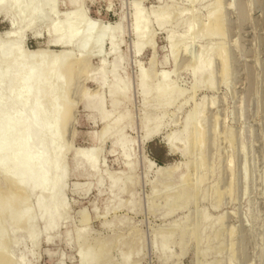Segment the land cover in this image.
<instances>
[{
    "label": "rangeland",
    "instance_id": "374dc122",
    "mask_svg": "<svg viewBox=\"0 0 264 264\" xmlns=\"http://www.w3.org/2000/svg\"><path fill=\"white\" fill-rule=\"evenodd\" d=\"M219 4L223 25L207 31ZM70 12V23L94 25L95 48L41 98L65 94L72 106L59 133L64 214L48 230L50 220L15 230L0 218L3 251L14 264H81V252L91 264H264V0H56L55 15L32 28L1 13L0 53H16L19 40L26 53L58 52ZM136 13L144 36L133 32ZM104 26L116 29L103 36ZM51 115L49 106L42 118ZM92 147L94 165L78 155ZM150 162L179 167L156 176ZM29 199L11 213L39 215L37 195Z\"/></svg>",
    "mask_w": 264,
    "mask_h": 264
},
{
    "label": "bare ground",
    "instance_id": "6f19581e",
    "mask_svg": "<svg viewBox=\"0 0 264 264\" xmlns=\"http://www.w3.org/2000/svg\"><path fill=\"white\" fill-rule=\"evenodd\" d=\"M55 8L56 0H0V14L6 15L13 10L17 17L21 16L26 19L25 28H32L39 19L52 16L55 13ZM221 11L219 4L215 11L209 15L210 24H208L207 31L209 28L216 31L221 29L223 25L220 18ZM74 14L70 12L65 15L66 19L63 23L65 32L59 37L58 43L61 50L58 52L50 53L46 49L26 53L22 50V40H19V49L16 53H12L13 51L9 50V47H5V49L2 47L4 52L0 53V86L5 84L4 92L0 93V179H3L7 188L0 187V218L13 220L10 222L13 223L15 230H19L21 225L30 226L35 219L50 220L51 224L46 229L48 230L64 214L65 202L62 194L66 186L64 185V175L61 172L64 155L60 147L59 133L60 125L68 120L72 106L65 103V94L47 105L41 103V98L51 97L58 90L63 89L64 83L60 79L62 76L59 77L60 73L71 75L78 66L77 63L80 65L87 63V58H85L87 56L84 57V55L89 53L88 57L92 56H90L92 52L89 50L92 51L91 48L95 43L92 39L94 25L88 22L82 28L78 23H70ZM158 18L161 21L162 17ZM146 27V19L136 13L133 25L134 34L138 37L144 36ZM115 29L116 27L110 28L109 26L107 28L104 26L100 31L104 36L107 32L115 31ZM13 33L14 31L10 30L2 35L5 46L11 44L9 39ZM17 34L19 37L22 35V33ZM97 42L102 43L104 40L99 38ZM143 48L142 43H137L135 51L139 54ZM74 52H79L82 55L80 62L75 61ZM219 56L224 65L223 54L221 53ZM24 62H27L28 65L24 66ZM200 65V70H204L205 61ZM226 68L224 66L225 70ZM225 70L224 73H226ZM161 76L166 82L169 74L162 73ZM145 78L142 76L140 80L142 88L145 86ZM20 89L23 90L22 97H16L14 94ZM160 89L165 91L161 87ZM66 92H68L67 88ZM49 106L52 108V115L48 121H45L42 114ZM197 133L199 136V131ZM167 141L175 151L174 138L169 136ZM199 142L201 141L199 140ZM97 151L98 149L92 147L87 151H80V153L78 151L77 153L94 165ZM150 167L155 168L156 176L169 177L179 165L159 166L150 162ZM4 190H8V193L5 194ZM33 195H37L39 215L35 216V213L32 214L30 210L23 214H17V216L11 213V209L14 207H18L17 211L20 210L19 206L30 200L29 198ZM44 195H47L52 203L51 209L45 208L46 205L42 200ZM18 197H21L20 202L15 200ZM2 225L0 222V264H14L10 255L3 251L6 230H3ZM30 239L35 241L33 233L30 235ZM96 256L100 257V255ZM96 256L95 258L98 259L99 257ZM93 260L95 262V259L89 258V253H80L81 264H91Z\"/></svg>",
    "mask_w": 264,
    "mask_h": 264
}]
</instances>
